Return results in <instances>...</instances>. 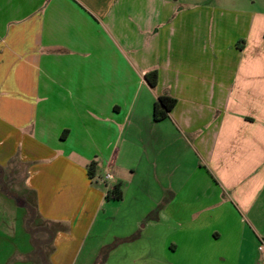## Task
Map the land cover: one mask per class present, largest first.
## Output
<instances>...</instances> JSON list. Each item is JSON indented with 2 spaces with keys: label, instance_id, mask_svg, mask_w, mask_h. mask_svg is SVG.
Instances as JSON below:
<instances>
[{
  "label": "crops",
  "instance_id": "obj_1",
  "mask_svg": "<svg viewBox=\"0 0 264 264\" xmlns=\"http://www.w3.org/2000/svg\"><path fill=\"white\" fill-rule=\"evenodd\" d=\"M159 95L176 103L154 120ZM8 165L54 233L36 250L16 203L0 264H263L264 0H0Z\"/></svg>",
  "mask_w": 264,
  "mask_h": 264
},
{
  "label": "rangeland",
  "instance_id": "obj_2",
  "mask_svg": "<svg viewBox=\"0 0 264 264\" xmlns=\"http://www.w3.org/2000/svg\"><path fill=\"white\" fill-rule=\"evenodd\" d=\"M201 1L202 0H177L178 4L180 6H184L185 4H189V3H199ZM205 1H207L209 3H214V0H205ZM220 1H224V0H220ZM155 100H156V98H155ZM149 101H151V98H149ZM93 161H95L97 163V165L95 166V173L96 174L92 178H89L90 179V183L93 186H95L97 184H102V186H104V188H107L109 185H111L112 181L105 180L104 176H105L106 172L105 173L103 172V170L101 169V167L99 165V161L97 159H94ZM90 163H91V161H89L87 163V166L85 167L86 171H87L88 165ZM24 167H26V166L23 165V167H22L24 169V172H25V168ZM9 169H10V165L6 166V168L3 171H1V173H0V232L2 231L4 233L12 234L13 231H14V233H16L18 231H19V233L23 232V229H22L21 226H18V231H15L14 230L15 226H10L7 223L8 220L12 221L14 218H19L17 216V212L19 213V216H20V211H18L16 203H19L21 201L22 202L21 204L25 205L26 207L28 206V210H29V207L33 208L34 205L36 206L37 199H36V194H34V192L32 190H26V192H25V191H23V187L21 186V189H19V191H18V189L15 188L13 182H11L12 181L11 174L14 175L15 178L19 179L20 174H21L20 173L21 172L20 171L21 168L16 167V169L12 170L13 172L11 174H10ZM127 172L129 173V171H127ZM101 174H104L103 175L104 182L102 181V178L99 176ZM18 182L21 184L20 180H18ZM23 211H24V209L21 210V214L23 213ZM31 212L32 211L29 210V212H28V214L26 216L28 218L29 227H32L34 229L33 230L31 228L32 231H34L33 234L35 235V237L37 239L35 241L36 244H37L38 240L46 238V235H43L44 234V230L42 229V226L45 225V224L41 222V220H40L38 215H34V217L32 218V221L29 222V218L31 217ZM48 226L52 228L53 225H49L48 224ZM102 238H103V235L101 233L98 234V235H95V236H93V234H90L89 241L86 240V242L84 244V248H87L88 250H90L89 253H91V254H92V252L94 253V250L96 249V246H98L101 243ZM22 243H24V242H22ZM14 244L15 243L12 242V239H11V241H9L6 238H4L3 241H0V245L1 246L4 245V249H6L8 246H11V245L14 246ZM38 249L39 248H36V250H38ZM48 249H49V246L46 243L45 246L43 247L42 253L43 254L46 253L48 251ZM85 250L79 255L76 264H81L82 261H84L83 263L86 264V261L88 259H91L90 256H88V255L85 256V254H86ZM36 254H38V252ZM105 255H106V252L105 251H101L100 252V256H98L95 259V261H97V259H99V262H100V260H102L103 256H105ZM37 259H38V257H37ZM39 263H40V261H39ZM95 263L99 264L98 261L95 262Z\"/></svg>",
  "mask_w": 264,
  "mask_h": 264
},
{
  "label": "trees",
  "instance_id": "obj_3",
  "mask_svg": "<svg viewBox=\"0 0 264 264\" xmlns=\"http://www.w3.org/2000/svg\"><path fill=\"white\" fill-rule=\"evenodd\" d=\"M144 79L151 88H155L157 84V72L156 71L148 72L147 74H145ZM175 103H176V99L171 96H168V95L157 96L156 101L154 102V106H153L154 120H161V119L166 118L169 112L171 111V109L174 107ZM95 166H96V163L94 161H91V163L88 165L87 173L90 178L94 176ZM109 193L111 194L113 198L120 199L122 197V190H121L120 184H115L111 188ZM29 210L32 211L31 217L29 218V222H30L32 221V218L34 217V215H37L36 206L34 205L33 208L29 207ZM42 229L44 230V232L48 234L47 239L38 240L37 244L35 242L36 248H39L41 251L44 245L50 242V240L52 239L53 233H54L51 231L52 228L49 226H44L42 227ZM31 232L34 233V231H31ZM36 240L37 239L35 238V241Z\"/></svg>",
  "mask_w": 264,
  "mask_h": 264
},
{
  "label": "built area",
  "instance_id": "obj_4",
  "mask_svg": "<svg viewBox=\"0 0 264 264\" xmlns=\"http://www.w3.org/2000/svg\"><path fill=\"white\" fill-rule=\"evenodd\" d=\"M104 177H105V180H111L112 179V175L109 172L105 173ZM258 250L260 252H264V242L263 241L260 242V244L258 246Z\"/></svg>",
  "mask_w": 264,
  "mask_h": 264
}]
</instances>
